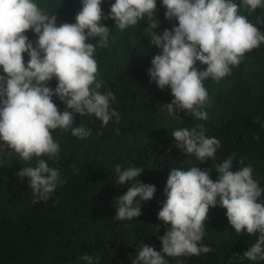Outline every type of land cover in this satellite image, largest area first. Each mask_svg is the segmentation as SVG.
Segmentation results:
<instances>
[{
  "label": "trees",
  "instance_id": "1",
  "mask_svg": "<svg viewBox=\"0 0 264 264\" xmlns=\"http://www.w3.org/2000/svg\"><path fill=\"white\" fill-rule=\"evenodd\" d=\"M34 2L45 14L56 16L57 26L75 23L82 8L81 0ZM114 3L103 0L105 17ZM165 12L162 0H156V29L151 28L148 17L123 31L116 29L113 20L104 19L101 23L110 30L107 46L99 45V37L88 39L87 43L96 46V80L102 85L99 91L114 95L110 111L115 110L119 119L112 117L105 126L94 115L74 113L68 130L52 132L60 151L52 159H39L58 169L63 182H57L46 201L33 203L36 197L28 178L17 176L24 167H36L37 158L25 162L14 153L0 152V264H87L80 259L84 255L93 257V264H133L141 245L161 252L159 238L171 226L160 221L158 213L166 200L164 189L172 168L208 169L215 182L219 175L216 167L231 157L233 172L251 166L252 178L264 189V43L245 53L238 65L230 66L224 78L203 82L208 92L203 108L206 120L186 112L169 115L164 106L174 99L170 88L160 90L148 75L152 59L162 54L151 44L149 33L160 35L178 26L175 18H165ZM238 14L264 33V7L249 11L241 5ZM25 35L35 46L38 37L34 32L29 30ZM22 55L27 65L28 54ZM196 67L203 71L207 66L197 62ZM57 84L53 77L47 86L55 90ZM53 102L60 112L67 110L58 97L53 96ZM257 116L259 123L254 122ZM81 124L91 136L81 139L72 135V128ZM200 125L206 137L220 141L215 158L204 163L182 153L171 134L180 128L199 131ZM255 136L259 139L254 140ZM117 165L122 170L130 166L143 169L136 182L156 188L150 201L137 198L133 206L140 204L141 215L131 220L115 218L116 199L131 187L116 184ZM257 202L264 204V192ZM258 237L259 233L248 235L246 230L236 234L217 198V206L209 209L200 241V246L211 251L164 259L166 264H264L243 258Z\"/></svg>",
  "mask_w": 264,
  "mask_h": 264
},
{
  "label": "clouds",
  "instance_id": "2",
  "mask_svg": "<svg viewBox=\"0 0 264 264\" xmlns=\"http://www.w3.org/2000/svg\"><path fill=\"white\" fill-rule=\"evenodd\" d=\"M103 0H81L82 8L75 23L56 25V16L47 15L34 0H0V152L8 151L25 162L37 158L36 167H24L17 173L29 180L33 196L47 200L60 181L58 169L49 167L42 156L52 159L59 153V145L52 132L68 130L73 114L81 117L95 116L107 125L112 117L111 92L102 94L101 82L96 80L98 65L94 59L95 45L87 43L90 37H99V45L106 47L110 30L101 22L111 19L117 30L123 31L148 17L151 28L156 11V0H115L105 17ZM165 18L178 21V26L164 30L160 35L149 33L151 44L162 50L151 61L148 71L150 82L160 90L169 87L174 99L164 106L169 115L186 112L198 120H206L203 108L208 99L203 82L219 80L230 73V66L238 65L245 53L264 43V33L246 16L238 14L239 8L254 11L264 7V0H162ZM32 30L38 37L35 46L25 33ZM28 54L27 65L23 60ZM197 62L206 65L198 70ZM58 81L55 90L49 81ZM53 96L66 105L60 112ZM254 122L259 123L257 116ZM180 128L171 134L175 146L187 156H195L201 163L214 159L220 141L205 136L203 125ZM264 128V124L261 125ZM72 135L85 139L92 135L82 124L72 128ZM258 140L259 136L253 137ZM233 160L228 158L216 167L219 174L214 182L210 170L191 167L188 170L172 168L164 194L166 200L158 219L170 229L160 237L162 251L141 245L133 264H166L167 257L199 256L211 249L200 246L204 235V222L210 208L226 209L229 224L236 234L246 230L248 235L259 233L257 242L243 253V258L264 261V204L257 201L264 192L252 178L251 166L233 172ZM143 169L117 165L114 172L116 184H131L126 194L118 197V220H131L141 215L140 204L150 201L156 188L136 182ZM133 182V183H129ZM158 230V229H157ZM93 264V257L80 258Z\"/></svg>",
  "mask_w": 264,
  "mask_h": 264
},
{
  "label": "rangeland",
  "instance_id": "3",
  "mask_svg": "<svg viewBox=\"0 0 264 264\" xmlns=\"http://www.w3.org/2000/svg\"><path fill=\"white\" fill-rule=\"evenodd\" d=\"M236 3V1H234Z\"/></svg>",
  "mask_w": 264,
  "mask_h": 264
}]
</instances>
